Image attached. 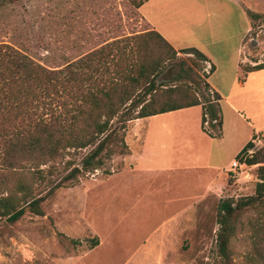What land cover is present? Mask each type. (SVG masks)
Listing matches in <instances>:
<instances>
[{
	"label": "rangeland",
	"instance_id": "obj_1",
	"mask_svg": "<svg viewBox=\"0 0 264 264\" xmlns=\"http://www.w3.org/2000/svg\"><path fill=\"white\" fill-rule=\"evenodd\" d=\"M248 11L259 10L249 0H149L144 4L142 15L178 52L164 75L167 84L187 86L199 99L206 95L203 83L211 67L179 53L195 48L210 57L217 69L210 82L221 91L229 87V78L238 75L229 101L245 118L224 102L218 104L223 136L218 135L217 116L214 128H204L212 139L200 142L209 150L207 164L192 165L168 155L167 168L153 164L146 170V157L140 161L142 167L129 174L128 183L123 175L135 162L133 155L144 126L138 120L117 131L118 141L127 145L124 154L104 157L100 169L65 181L50 195L51 187L80 164L91 148L69 151L53 169L41 167L42 179L31 176L33 170L26 166L23 171L33 178L27 180L32 197H45L40 204L42 215L25 212L13 224L0 221V264H264V196L237 213L228 260L219 255L217 243L219 203L255 197L259 165L245 168L237 180L223 175V181H215L218 186L223 182L221 197L202 198L204 187L215 175L209 165L223 170L249 135L264 137V69L245 72V67L264 62V18L252 21ZM148 28L138 9L126 0L0 3V43L14 46L48 68L61 67L115 38ZM182 62L190 67V79L174 81L182 74ZM180 115L161 117L153 124L160 128L163 120H177ZM184 116L188 134L195 137L197 111ZM170 133L172 137L181 134L178 130ZM162 159L160 154L151 161ZM9 170L3 167L0 154V176L7 175L12 186L15 178ZM173 211L174 223L168 230H158ZM95 240L97 245H93Z\"/></svg>",
	"mask_w": 264,
	"mask_h": 264
},
{
	"label": "trees",
	"instance_id": "obj_2",
	"mask_svg": "<svg viewBox=\"0 0 264 264\" xmlns=\"http://www.w3.org/2000/svg\"><path fill=\"white\" fill-rule=\"evenodd\" d=\"M15 1L0 0V3ZM126 1L139 9L148 0ZM247 15L252 21L264 18L249 11ZM177 53L157 31L146 30L115 38L61 67L48 68L14 46L0 43V154L3 167L10 169L9 176L15 178L11 186L7 175L0 176V221L13 224L25 212L42 215L40 204L45 197H32L27 180L32 182L31 176L35 175L42 179L40 168L53 169L69 151L91 148L80 164L51 187L48 195L65 181L100 169L104 157L115 152L124 154L127 145L118 141L117 131L133 120L201 106V128L206 132L204 115L210 121L216 120L221 98L206 82L203 101L187 86L167 84L164 75L173 67L171 63ZM179 53L207 61L195 48ZM180 69L182 74L174 81L190 79V67L185 62ZM261 69L264 62H255L245 67V72ZM209 126L215 127L211 122ZM250 145L247 143L236 157ZM246 163L259 165L256 196L223 200L217 208L218 252L224 260H228V243L235 232L237 213L264 196V148ZM26 166L33 170L31 176L23 171ZM20 203L23 205L18 206ZM97 243L95 240L93 245Z\"/></svg>",
	"mask_w": 264,
	"mask_h": 264
},
{
	"label": "crops",
	"instance_id": "obj_3",
	"mask_svg": "<svg viewBox=\"0 0 264 264\" xmlns=\"http://www.w3.org/2000/svg\"><path fill=\"white\" fill-rule=\"evenodd\" d=\"M149 1V0H148ZM148 1H146L144 4H146ZM251 4H253V6L255 8H258V14H262L264 13V0H249ZM144 4L142 5V7H140L138 9L140 15L142 16V21L144 19V21L146 23H148V30H154L157 31L153 25V22L148 19L147 17H144L142 15V13L140 12L141 9L143 8ZM165 40L166 37L159 31H157ZM249 33V28L247 29V35ZM168 42V40H166ZM169 43V42H168ZM239 50V48H238ZM203 54V53H202ZM206 57V63L210 66L213 67V71H211L210 73H208V76L206 77V83L208 84L209 88L213 91L216 92L219 96H220V101L219 104L224 102L225 107H228V109H230L232 112L236 113L239 115V117H241L242 119L245 118V116H243L242 114H240V112L238 111V109L236 108V106L234 104H232L229 99L231 98V92L232 89L231 87L233 86L234 82L238 79V75L235 74L233 75V77L227 82L229 87H225L224 91H221L217 85H215L214 83L210 82V78L216 73L217 69L215 68L214 64L212 63L211 59L209 56H207L206 54H203ZM249 74V73H248ZM240 84V83H238ZM224 107V108H225ZM197 111V118H198V122H199V129L196 128V133H195V137L190 136L188 134V129L185 125V121L187 120L185 113H189L190 111ZM177 115V114H181L179 117V119L177 120H163L161 122V126L160 128H158L157 126H154L153 122L161 117H167L169 115ZM201 116H202V108L201 106H193V107H189V108H185V109H181V110H177V111H172V112H168V113H164V114H159V115H155V116H151V117H147V118H143V119H137L138 121H140L139 123H143V131H142V138H141V143L139 146V149L137 152H134L133 158L135 159V162L133 164L130 165L129 170L123 175V181L128 183V180L130 177H132V175L129 174H134L136 171V168H140L142 167L140 165V161H143L144 158L148 157L149 162L147 164V168H143L146 170H151V166H153V164H157L160 167H164L167 168V161L168 155H174L179 156V160H183L185 159V163H191L193 164H199L200 165H204L207 164V162L209 161V150L207 148H205V146H201L200 142L204 141L206 138H208L209 140L212 139V137L208 136L206 133H204L202 131L201 128ZM219 116V121H220V131L219 134L220 136H223L222 133V120L220 119V115ZM185 120V121H183ZM174 127L173 129H171V127ZM250 127L252 128L253 125H250ZM176 128V129H175ZM160 129V130H159ZM174 130H178L181 134H176L175 136L172 137V134L170 133L171 131L176 132ZM159 131H161V133L163 132V135L159 134ZM256 133V132H255ZM162 136L163 139H160L159 137ZM255 135H249L245 141H243V143L236 149L235 153H234V157H236L240 151L244 148V146L249 143L251 141V139L254 137ZM219 137V136H218ZM263 139V145H264V137ZM200 145V146H199ZM160 154H162L163 158L160 162L158 163H153L151 161V159L155 156H160ZM188 160V161H186ZM231 162V161H230ZM230 164V163H229ZM228 165H226V167L222 170L221 167H217L215 165H209L208 169L212 172H215L214 177L210 180V182L208 183V185H206L204 188V193L202 198H206V197H211L213 199H219L221 197L222 191H223V182L220 186L215 185V181H217L219 178L222 179L223 181V175H225L226 173V169L228 168ZM214 174V173H213ZM127 175V176H125ZM227 175V174H226ZM122 189H127L126 186H123ZM175 210V208H174ZM176 215H175V211H173V213H171V215H169L166 221H164L160 227H157L158 230H168V225H170L171 223H174V219H175Z\"/></svg>",
	"mask_w": 264,
	"mask_h": 264
},
{
	"label": "built area",
	"instance_id": "obj_4",
	"mask_svg": "<svg viewBox=\"0 0 264 264\" xmlns=\"http://www.w3.org/2000/svg\"><path fill=\"white\" fill-rule=\"evenodd\" d=\"M204 118V128H209L210 122L214 125L217 124V119L210 121L207 114L204 115ZM250 143L251 145L245 150V152L242 153L239 157H235L226 169L225 173L231 180H237L243 170L248 167L246 160L252 157V155L257 151L264 148L263 139L259 135H255L254 138L251 139Z\"/></svg>",
	"mask_w": 264,
	"mask_h": 264
},
{
	"label": "water",
	"instance_id": "obj_5",
	"mask_svg": "<svg viewBox=\"0 0 264 264\" xmlns=\"http://www.w3.org/2000/svg\"><path fill=\"white\" fill-rule=\"evenodd\" d=\"M252 43H255L254 41H252Z\"/></svg>",
	"mask_w": 264,
	"mask_h": 264
}]
</instances>
